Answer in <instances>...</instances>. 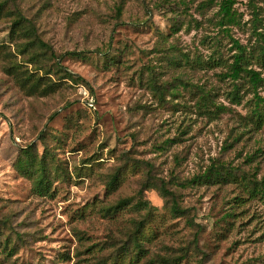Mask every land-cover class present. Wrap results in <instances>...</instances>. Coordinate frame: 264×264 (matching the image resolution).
Returning <instances> with one entry per match:
<instances>
[{"label":"rangeland","instance_id":"374dc122","mask_svg":"<svg viewBox=\"0 0 264 264\" xmlns=\"http://www.w3.org/2000/svg\"><path fill=\"white\" fill-rule=\"evenodd\" d=\"M204 3L17 0L62 67L83 79L77 82L22 61L11 18H0V223L9 221L25 238L11 255L0 244V264H110L146 214L137 205L140 190L156 208L144 224L150 238L137 264L186 253L179 264H264V201L236 182L200 178L214 162L264 175V126L248 117L253 93L239 80L243 98L233 103L227 69L207 63L217 51L232 62V39L248 48L255 43L251 0H235L240 22L225 26L220 0ZM255 3L264 15V0ZM183 54L186 60L176 64ZM11 62L46 84L57 82L55 91L29 94L5 71ZM155 84L166 90L164 100ZM203 90L227 109L203 112ZM258 92L264 95V87ZM28 146L50 161L47 195L18 170ZM56 163L66 175L53 172ZM117 172L120 182L111 190L107 179ZM161 181L185 215L169 211ZM121 198L131 203L115 214L100 210Z\"/></svg>","mask_w":264,"mask_h":264},{"label":"trees","instance_id":"16d2710c","mask_svg":"<svg viewBox=\"0 0 264 264\" xmlns=\"http://www.w3.org/2000/svg\"><path fill=\"white\" fill-rule=\"evenodd\" d=\"M215 0H205L207 6ZM235 0H220V25L225 26L232 23H239L240 19L236 15L234 9ZM252 7V27L256 36V41L250 48L241 44L239 41L232 39L233 46H235L236 52L233 55V61L229 62L219 54L217 51L216 56L210 57L207 62H211L215 66L222 65L227 70L223 71V78H230L232 80V89L229 91V98L233 103L240 104L242 101L241 83L239 80H244L247 83L246 89H249L253 93L251 99V109L249 112V119L256 126L261 128L264 126V95H261L258 90L264 87V15L262 7L255 3V0H251ZM120 10V9H118ZM9 16L11 18V37L14 38V44L18 53L21 54L22 61L29 62L35 69L44 71L45 74L53 73L57 78H68L72 81H82L83 79L77 74L62 67L59 62L61 55L57 54L53 46L43 39L38 31L37 25L34 19L27 14V12L17 4V0H0V18L3 16ZM1 55V46H0ZM5 55H8L5 53ZM107 57V60H112L110 54H102ZM186 60V55L183 57L175 58L176 64L179 61ZM198 62H202L198 59ZM22 64L17 62H11L8 66H5V71L12 75L21 86L29 94H50L55 91L57 82H50L46 84L43 82V76H36L31 70H22ZM256 65L257 67H254ZM261 68V69H258ZM183 85H187L183 80ZM156 91L160 95V100H164L165 89L163 87H156ZM186 86V87H187ZM184 87V88H186ZM173 95L179 92L178 87L172 88ZM200 104L203 112L209 114H215L219 111L227 109L225 105H214V100L210 92L203 90L200 96ZM213 106L215 109L211 110L209 107ZM253 159V158H249ZM51 162H55V156L52 155ZM50 161L47 160L44 155L39 156L37 152L31 146L23 149L17 160L18 170L26 177L32 180L35 191L40 195H47L51 193L53 188L52 173L50 172ZM59 175H66V171L58 163L54 165V171ZM207 182H236L244 188L249 196L260 197L264 201V175L260 178L257 174L247 171L233 170L224 163L214 162L200 177ZM197 181V179H194ZM120 178L119 173H113L108 176L107 186L109 189L114 190L119 185ZM161 194L166 198L167 207L169 211L174 215H185L187 209L181 206L177 194L168 189L167 185L161 181L159 186ZM140 200L137 205L146 211L144 217L134 222V225L130 231L129 238L132 240L130 245H127L124 250L117 252V255L112 259L110 264H137L141 258H143L146 248L144 246V238H150L146 232L144 225L145 222H149L150 216L154 213L155 206L143 197V191L140 190ZM131 203L130 198H121L116 204L101 207V211L104 215L115 214L120 208H124ZM136 205V206H137ZM8 224V225H7ZM10 228V232L6 233L3 230ZM154 234V230L152 231ZM13 234L16 237H13ZM4 236V239L2 238ZM25 242V238L13 230L9 221L5 220L4 223H0V244L3 246L4 252L8 255L13 254L19 247V245ZM187 257L186 254L177 256H157V264H179Z\"/></svg>","mask_w":264,"mask_h":264}]
</instances>
